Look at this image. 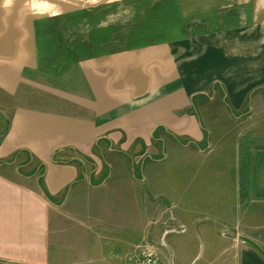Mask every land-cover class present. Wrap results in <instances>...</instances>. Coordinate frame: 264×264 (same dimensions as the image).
I'll list each match as a JSON object with an SVG mask.
<instances>
[{
    "label": "crops",
    "instance_id": "crops-1",
    "mask_svg": "<svg viewBox=\"0 0 264 264\" xmlns=\"http://www.w3.org/2000/svg\"><path fill=\"white\" fill-rule=\"evenodd\" d=\"M150 3L161 27L21 28L0 7V264H136L146 244L167 264H264L243 240L264 251V0ZM170 149L228 185L154 189Z\"/></svg>",
    "mask_w": 264,
    "mask_h": 264
},
{
    "label": "rangeland",
    "instance_id": "rangeland-1",
    "mask_svg": "<svg viewBox=\"0 0 264 264\" xmlns=\"http://www.w3.org/2000/svg\"><path fill=\"white\" fill-rule=\"evenodd\" d=\"M18 3L14 4V8L16 9V12H18L17 24L20 22L21 28H23L24 24L22 20L23 14L26 17L31 15V17L33 18H49L50 16H55V14H57L60 15V17L63 19L64 27L72 26V22L73 26L87 27L88 22H92V18H95L96 26L103 27L106 23L109 24V22H111L112 25L110 26L118 27L123 25V28L127 26L134 27L136 22L138 21L139 22L137 24L140 27L142 25L151 26L152 24H159L158 26L161 27L162 23L158 22H164L167 20L166 17L162 19L163 17L159 16L157 14L158 12L155 10H160L161 5H152L150 3V0H96V2H93V0H21L18 1ZM153 6H155L154 10L152 8ZM126 7H131L135 13L133 18L127 23V26L123 23V19H121L124 17L115 18V14L122 12L123 8ZM145 12H148L147 16L143 15ZM72 13H74V16H72ZM78 13L80 16L78 15ZM19 18H22V21H20ZM166 25L167 24H165V26ZM221 123V125L220 123L215 124L217 126L216 129L212 128L215 134H217L216 132H218L219 130L227 127V125H223L222 121ZM242 129L244 130V127H242ZM230 146L231 144H229V146L224 150L228 151V155H231ZM170 153L171 159L169 162L161 164V166H155L154 171L156 175L155 179L152 180L154 182V189H174L177 192L198 195L201 194L202 189L214 187L224 188V185H228L227 175L223 176L226 178L223 180L215 179V177L209 174L206 177H204L203 175L198 179L193 176H189V172H195L196 168L199 167L198 162H196L194 159H191L189 161H184V159H180L185 158V156L188 157L190 155L191 157H193V155L195 154L182 153V157L174 159L176 154L174 155L172 149H170ZM214 166L215 164H210V167ZM186 167L190 168L188 172H184V168ZM219 181L222 183L221 185H219ZM171 221L172 220H168L166 222V227L170 226ZM184 228L186 232L187 228Z\"/></svg>",
    "mask_w": 264,
    "mask_h": 264
},
{
    "label": "built area",
    "instance_id": "built-area-1",
    "mask_svg": "<svg viewBox=\"0 0 264 264\" xmlns=\"http://www.w3.org/2000/svg\"><path fill=\"white\" fill-rule=\"evenodd\" d=\"M185 228L177 224L174 220L171 221L170 226L166 227L165 234L168 233H184ZM136 264H167L159 255L157 248L154 245L146 244L140 246L136 257ZM192 264H198L194 262Z\"/></svg>",
    "mask_w": 264,
    "mask_h": 264
},
{
    "label": "clouds",
    "instance_id": "clouds-1",
    "mask_svg": "<svg viewBox=\"0 0 264 264\" xmlns=\"http://www.w3.org/2000/svg\"><path fill=\"white\" fill-rule=\"evenodd\" d=\"M93 2H96V0H93ZM14 4L15 0H2V2H0V7L8 13V11L13 8ZM134 14V10L131 7H126L123 8L122 12L115 14V18L124 17L123 23L127 24L133 18Z\"/></svg>",
    "mask_w": 264,
    "mask_h": 264
},
{
    "label": "trees",
    "instance_id": "trees-1",
    "mask_svg": "<svg viewBox=\"0 0 264 264\" xmlns=\"http://www.w3.org/2000/svg\"><path fill=\"white\" fill-rule=\"evenodd\" d=\"M246 153V149L242 150V158H241V172H242V176H241V194L242 196H244L245 194V190H246V184H247V180H246V167H247V157L245 155Z\"/></svg>",
    "mask_w": 264,
    "mask_h": 264
},
{
    "label": "water",
    "instance_id": "water-1",
    "mask_svg": "<svg viewBox=\"0 0 264 264\" xmlns=\"http://www.w3.org/2000/svg\"><path fill=\"white\" fill-rule=\"evenodd\" d=\"M243 240H244L246 243L252 245V246H253L257 251H259V252L261 253V255L264 257V251H263V250H262L257 244L253 243L252 241H250V240H248V239H246V238H243Z\"/></svg>",
    "mask_w": 264,
    "mask_h": 264
}]
</instances>
